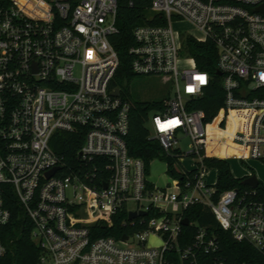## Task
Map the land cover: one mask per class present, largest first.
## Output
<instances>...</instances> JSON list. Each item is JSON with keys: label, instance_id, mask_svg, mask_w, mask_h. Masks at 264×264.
I'll return each mask as SVG.
<instances>
[{"label": "built area", "instance_id": "obj_1", "mask_svg": "<svg viewBox=\"0 0 264 264\" xmlns=\"http://www.w3.org/2000/svg\"><path fill=\"white\" fill-rule=\"evenodd\" d=\"M149 2L166 25L132 30L130 71L161 79L170 96L149 113L148 138L178 163L196 160L163 188L148 181L144 162L126 146L133 104L112 85L119 58L109 41L118 32L119 0H0V257L7 198L32 224L38 264H255L228 259L208 227L186 216L194 206L264 255V186L243 184L249 175L217 193L216 181L204 180L205 159L264 163V0ZM174 21L195 33L174 30ZM185 37L216 49L222 105L212 117L193 107L212 78L184 53ZM58 132L82 140L69 164L51 147ZM180 136L190 142L186 153ZM121 211L131 232L97 236ZM188 226L192 237L181 246Z\"/></svg>", "mask_w": 264, "mask_h": 264}, {"label": "trees", "instance_id": "obj_2", "mask_svg": "<svg viewBox=\"0 0 264 264\" xmlns=\"http://www.w3.org/2000/svg\"><path fill=\"white\" fill-rule=\"evenodd\" d=\"M149 3V0H134L130 5L129 0H119L116 16L118 32L109 38L119 58V66L112 81L113 86L121 88L128 85L134 78L130 71L131 59L128 55V49L133 45L132 30L144 24L166 25V21L161 14L149 11ZM183 47L184 53L194 58L198 69L206 71L212 78L204 96L193 103L194 108L203 109L209 117H212L222 105V78L216 73V49L210 41L198 43L190 37L184 38ZM132 104L129 132L126 137L129 156L141 159L145 164L146 172L151 161L155 159L164 160L167 163V175L172 179H181L183 174L173 168L174 160L165 156L158 142L148 138L146 127L148 115L151 111L160 108L161 101L134 102ZM230 118L233 119L232 116ZM220 134L222 133L215 131L216 136ZM81 143L82 140L78 139L77 135L58 132L52 138L51 147L57 155L63 158L66 164H69L74 160L75 152ZM204 162L207 167L214 168L217 172V193L240 184L238 179L230 173L227 161L205 159ZM188 175H191V173H188ZM5 206L10 211V221L2 229V240L7 247V251L5 255L0 257V264H38L40 251L33 244L30 237L32 224L14 200L7 198ZM186 216L190 221L208 227L209 233L217 237L220 247L228 259L264 264V255L259 254L246 243L235 242L228 232L218 227L208 210L200 206H194L188 210ZM147 217H150L149 213ZM125 220L126 212L116 213L112 217V226L100 225L97 236L120 238L123 233H130L132 228L129 225L126 227L122 225V221ZM192 233L193 227L182 228L184 240L180 241L181 246L190 242Z\"/></svg>", "mask_w": 264, "mask_h": 264}, {"label": "rangeland", "instance_id": "obj_3", "mask_svg": "<svg viewBox=\"0 0 264 264\" xmlns=\"http://www.w3.org/2000/svg\"><path fill=\"white\" fill-rule=\"evenodd\" d=\"M174 30L183 33H195L194 28L185 21H174L172 24ZM124 96H126L130 102H153L162 101L165 97L170 96L168 86L163 84L161 79L151 77H134L128 85L120 88ZM169 94V95H168ZM180 142L178 148L180 152L186 153L188 144L190 143L186 137L180 136ZM165 161L155 159L149 163L147 168V179L150 183H153L158 188H163L167 183H170L169 176L165 173ZM196 160L191 157H184L182 162L173 163V168L177 172L190 171L194 168ZM230 173L236 179H242L245 176L254 175L258 182L264 186V163L256 160L241 161L238 159H227ZM217 172L214 168H208L205 174L204 180L208 185L215 183ZM130 210L137 208L136 203H128ZM148 244H157V241L150 239Z\"/></svg>", "mask_w": 264, "mask_h": 264}, {"label": "water", "instance_id": "obj_4", "mask_svg": "<svg viewBox=\"0 0 264 264\" xmlns=\"http://www.w3.org/2000/svg\"><path fill=\"white\" fill-rule=\"evenodd\" d=\"M259 9H260V8H259ZM216 73H217L218 75L221 74L219 71L216 72ZM115 93H116V92H115ZM55 171H56V169H54V170L48 172L47 175L50 176V175H52ZM258 183H259V182H258V180L255 178L254 175H252L251 177H249V178H247V179H245V180L243 181V184H247V185H250V186H252V187H256ZM138 215L142 216V215H144V212H140V213H138ZM136 216H137V214H135L134 212L129 213V214H128V220H132V219L135 218ZM181 224H182L183 226H187V225H188V219H183V220L181 221ZM122 239H123V240H126V239H127V236H126V235H123V236H122Z\"/></svg>", "mask_w": 264, "mask_h": 264}, {"label": "crops", "instance_id": "obj_5", "mask_svg": "<svg viewBox=\"0 0 264 264\" xmlns=\"http://www.w3.org/2000/svg\"><path fill=\"white\" fill-rule=\"evenodd\" d=\"M164 161V160H163ZM166 162V161H165ZM164 162V163H165ZM167 172V165H166V163H165V173ZM166 175H167V173H166ZM168 176V175H167ZM170 178V177H169ZM170 180H172V178H170ZM151 184H153V183H151Z\"/></svg>", "mask_w": 264, "mask_h": 264}]
</instances>
